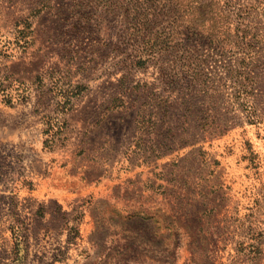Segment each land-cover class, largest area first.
<instances>
[{"label": "rangeland", "instance_id": "rangeland-1", "mask_svg": "<svg viewBox=\"0 0 264 264\" xmlns=\"http://www.w3.org/2000/svg\"><path fill=\"white\" fill-rule=\"evenodd\" d=\"M0 264H264V0H0Z\"/></svg>", "mask_w": 264, "mask_h": 264}]
</instances>
